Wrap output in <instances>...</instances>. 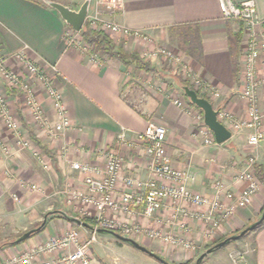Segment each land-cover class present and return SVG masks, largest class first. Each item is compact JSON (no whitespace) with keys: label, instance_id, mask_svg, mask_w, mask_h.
Returning a JSON list of instances; mask_svg holds the SVG:
<instances>
[{"label":"crops","instance_id":"1","mask_svg":"<svg viewBox=\"0 0 264 264\" xmlns=\"http://www.w3.org/2000/svg\"><path fill=\"white\" fill-rule=\"evenodd\" d=\"M84 1L60 2L78 10ZM124 1V12L116 20L130 28L146 30L156 45L160 42L170 46L173 34L176 38L183 31L196 32L200 37L201 53L196 57L187 54L186 63L220 91L215 98L220 108H226L237 116H248L247 101L241 96L244 87L240 65L242 56L235 42L236 34L241 31V22L223 17L220 0ZM234 1L240 3L243 0ZM256 2L258 16L264 19V0ZM68 28L69 25L57 10L39 0H0V49L12 52L27 46L28 57L39 66L57 67L56 82L64 95L67 114L73 121L72 128L64 131L58 139H51L42 129L30 126L40 139L39 147H45L49 152L44 153L49 162L47 170L34 159L31 150L18 146L17 138L0 122V134H3L10 149L9 154H5L0 148V261L26 253L52 237L64 235L70 228L77 227L81 239L90 236L87 230L91 233V229L73 225L65 218L52 217L47 219L44 229L30 235L25 241L16 242L17 237L25 231L37 228L50 211L65 210L73 216L82 215L76 206L68 203L62 192L65 187L83 185V175L72 169L74 161L104 164V160L97 155L98 150L113 148L122 156L128 174L142 178L149 176V156L144 145L118 142L123 127L129 130V140L132 141L137 132L145 130L149 119L163 124L167 128V152L173 166H190L196 178L191 184L193 190L208 197H214L217 180H221L228 189L241 192L246 182L237 180L236 175L244 167L246 159L253 155L264 158V140L251 149L249 131L234 133L223 144L216 142L206 145L204 139L197 135L192 116L174 102L183 95L178 85L169 81L163 69L158 68L154 74L144 73L134 67L127 68L118 59L109 57H104L101 63H93L76 49L67 48L64 36ZM262 30L264 25L257 29L259 34ZM135 43L122 38L118 46H122L126 52H140ZM236 60L239 61L237 71L234 68ZM8 65L11 66L12 62L8 61ZM159 67L164 68L163 65ZM258 73L263 78L264 68H260ZM0 86H5L1 80ZM258 98L259 107L264 111V86L260 88ZM44 108L48 120L53 125L57 123L59 120L55 109L47 96ZM22 111L31 122L32 113L23 107ZM62 145L67 148L64 150ZM21 181L38 184L43 191L33 192ZM123 189L119 186L118 198ZM259 189L253 197L252 206L239 208L236 216L225 222L223 232L218 234L220 236L209 235L202 223L189 218L188 225L196 243L192 251L175 248L144 235L136 240L142 239V244L171 262L193 264L218 240L240 233L263 215L264 184ZM189 209L195 210L196 207L191 204ZM173 214L174 208L169 205L158 213L159 221L154 218L149 221L142 214L122 216L121 219L149 224L166 232L169 230L167 220ZM106 215L113 214L107 211ZM182 217L179 215L177 221L184 219ZM250 236L252 251L247 250L245 260L239 264H264V226L246 237ZM241 240L244 239L237 240L231 249L228 248L229 258L224 264H235L229 252L236 249V244ZM69 251L51 252L39 257V260L52 259ZM221 259L219 256L217 263L220 261L223 264ZM130 263L134 264L132 261Z\"/></svg>","mask_w":264,"mask_h":264},{"label":"built area","instance_id":"2","mask_svg":"<svg viewBox=\"0 0 264 264\" xmlns=\"http://www.w3.org/2000/svg\"><path fill=\"white\" fill-rule=\"evenodd\" d=\"M86 22L90 28L98 29L119 38L133 40L144 48L141 57L144 61L154 62L164 58L172 62L176 70H180L184 76L194 77L197 84L202 86L205 92L218 97L220 91L206 82L202 75L188 63L182 61V57L174 50L158 46L151 48L154 39L149 32L134 29L118 22L116 18L124 12V0H92ZM220 10L223 17L228 20H237L243 24L245 38V49L243 51V89L242 98L246 99L248 107L247 119L235 120L231 114L226 115L229 125L233 131L249 129L248 142L256 147L264 140V111L259 107L258 92L264 86V77L260 78L258 70L264 68V30L259 34L260 25H264V19L259 18L256 0H243L240 3L234 0H220ZM72 28V27H71ZM79 32L72 28L65 33L64 41L67 48H74L80 54L88 57L93 63H101L104 59L96 49L83 42L78 37ZM27 46L17 51H2L0 49V80L7 86L17 89L23 93L26 106L31 110L35 121L40 123L44 134L51 139H58L64 131L72 128L73 121L67 114L64 103V95L56 85L58 69L55 66H39L31 57H28ZM8 61L14 62L18 71L8 65ZM28 74L24 80L22 75ZM32 80L38 82L46 91L55 109L58 122L54 125L48 120L46 109L35 95ZM31 82V83H30ZM174 102L190 114L197 127L198 133L203 135L206 145H213L216 139L213 132L204 123V116L196 111L193 104L182 98H176ZM219 115V116H220ZM0 118L12 135L17 138L18 146L22 149L32 151L34 159L47 170L49 162L45 154L37 147H33L31 140L25 137L22 125L15 118L10 107L9 96L5 88L0 86ZM220 119V117H219ZM167 128L162 124L149 119L145 130L137 132L134 140H129V130L125 127L118 135L121 144L140 143L144 145L146 155L149 156V176L147 178L136 177L128 174L124 169L123 159L113 148H101L98 157L103 163H92L90 161H74L72 169L83 175L82 186L65 187L62 192L67 197L69 204L76 206L83 217L92 218L95 228L86 239H81L78 228H70L64 235L52 237L48 242L32 248L26 253L14 255L10 259L0 261V264H96L91 256L93 243L97 240V229L107 228L120 231L125 236L138 239L142 235L163 244H169L175 248L192 251L196 247L195 239L191 235L192 230L188 225L189 218H195L208 230L209 235L217 236L223 232L225 222L236 216L239 208L251 207L253 197L260 190L261 184L255 174L259 162L256 155L249 156L245 165L236 175L237 180L245 181L246 186L242 191L236 193L226 186L221 180L214 185V197L193 190L191 184L196 180L195 173L189 167L173 166L171 157L167 152ZM0 148L5 154H9L4 139L0 136ZM65 150L66 145H62ZM22 185L29 187L33 192L43 191L38 184L26 183ZM119 186L124 189L117 197ZM17 199L16 196H14ZM194 205L195 210L189 206ZM174 208V214L167 220L169 230L166 232L160 228L151 227L149 224L128 222L122 220V216L135 217L142 214L144 218L159 221L158 213L167 206ZM110 211L113 215L107 216ZM179 215L183 216L177 221ZM177 230L182 232L178 233ZM71 250L60 254L52 259H40L39 257L51 252ZM246 251L236 249L230 254L235 264L245 260Z\"/></svg>","mask_w":264,"mask_h":264},{"label":"rangeland","instance_id":"3","mask_svg":"<svg viewBox=\"0 0 264 264\" xmlns=\"http://www.w3.org/2000/svg\"><path fill=\"white\" fill-rule=\"evenodd\" d=\"M232 21H234V20H232ZM235 21H237V20H235ZM242 25L243 24L241 23V25H240L241 26V31H240L241 32V34H240L241 38H240V41L238 43V48L240 50V57L243 56V51L245 49L244 40H245V38H247V35L244 34V30L242 28ZM85 26L89 27V29H91L89 24L87 22H85L84 26L82 27V30H83V28ZM93 29L97 30V31H100V30L95 29V28H93ZM93 29H91V30H93ZM68 30L71 31L72 28L69 26ZM82 30L79 32L78 37L81 40H83V42H86L84 40L83 36H82ZM101 32H103V31H101ZM103 33H105V32H103ZM105 34H107L114 41V43L117 46H118V44H120V41H121L122 38L118 39V37L116 35H112V34L110 35L108 33H105ZM171 42H172L171 45L169 44L170 46H168L166 44H161L160 42H158L157 45L154 42V43H152L149 46L151 48H153V49L154 48H158V46H162V47L168 48L170 50L172 49V50L176 51L178 54L181 55L182 61L185 63L186 62V57L185 56L188 54V52L183 50V49H181V47L178 45V38L177 37L176 38L175 37L172 38ZM86 43H88L90 45L89 42H86ZM135 44H137V43H135ZM154 44H155V46H152ZM138 47L140 48V52H138V53L141 56L144 47L141 44H138ZM91 48H92V50L96 49L100 54H102L103 57H105V58L108 57V55H105L100 50H98L95 45H91ZM188 55H190V54H188ZM241 59H242V57H241ZM156 61L157 62L159 61V62L157 63V62L147 61V62L151 63V65L155 68L154 71H144V70H140V71H142L144 73L148 72L150 74L151 73L154 74L155 72H158V68L163 69L165 74L169 77V81L172 84L175 83L176 85H178L180 91L182 92L183 98L182 97H179V98H182L185 101H188V102L191 103V101H189L187 96H185L184 90L180 87V80H182L184 82H188L191 88H194L196 91L200 90L203 94L207 95L208 98H209L208 100L213 102L215 108H219V110H220L219 112L224 113V114H231L234 117V119L237 120V121L247 119V116H245V115L244 116H239V115L237 116L233 112L228 111L226 108L225 109L224 108H220L218 102L215 100V98H216L215 96L210 95L208 92H205L203 90L202 86L197 84V82L194 79V77L184 76L183 73L180 70H176L174 68V66H173L171 61L166 60L164 58H159ZM241 61H242V63L240 62V65L242 64V67H241V73H242V71H243V59ZM162 65H163L164 68L159 67V66H162ZM12 66L18 71V69L15 66L14 62H12L11 67ZM22 78L24 80H26L28 78V74L22 75ZM54 82H56V80ZM32 83H33V86H34L35 95H37V98L40 100V102L42 103V106L44 108V99H45L46 96L48 97V95H46V91H45V89L42 87V85L40 83L35 82L33 80H32ZM56 85H58L57 82H56ZM3 88H5L6 91H7V94L9 96V101H10V107H11V109H12L14 115H15L16 120L21 123L22 129L24 130L25 137H27L29 140H31L32 144H35L37 147H39L40 146V139L34 133L35 130H32V128L30 126H32V127L33 126H35V127L37 126L36 128L40 129V130H41V126H40V123L38 121L34 120V118H32V120L30 122V121H28L26 119V117H24L23 111H22V107L25 108V109H28L30 112H31V110L26 106L25 98L23 96V93L18 91L15 88L10 87L9 85L7 86V84ZM41 95H42V97H41ZM12 100H14V101L11 102ZM193 106H194L196 111H199V112H201V114H203V112L201 110H199V108L197 106H195V105H193ZM203 116H204V114H203ZM32 117H33V115H32ZM219 117H220V121L222 123L227 125L230 129L232 128L231 125H229V123H228V119H227L226 115H222L221 114ZM0 122H2L1 118H0ZM193 122H194V119H193ZM2 124H3V127H5L3 122H2ZM194 125H195V123H194ZM195 128H196V131H197V135L201 139H203V135H200L198 133L197 127H195ZM6 130L9 131L8 129H6ZM231 130H233V129H231ZM244 131L245 132L249 131L248 134H250V132H251L249 129H243V130H239V131H233V134L234 133L235 134H239V132H244ZM0 136L3 138V134H0ZM259 145H257L256 147H258ZM42 148L39 147L38 149H40L45 154L49 153V152H47L45 147H42ZM253 148H255V147L251 146V149H253ZM259 162L260 163H264V158H262V159L259 158ZM260 166L264 169L263 165H257V167L255 168V174H256V176H257V178L259 180V183L260 184H264V182L261 180L260 176H258V172H259ZM78 217L81 218L83 216L81 215V216H78ZM87 233H88V235H90L91 234L90 230H87ZM217 236H220V235H217ZM242 239H244V240H241L238 244H236V249H240L242 251L245 250L246 252L249 249L252 251L251 244L249 242V239H251V236L249 238L245 236ZM138 241L141 244L143 240L139 239ZM236 242L237 241H233V242H231L230 245H227V247L225 246V247L220 248L219 250L209 254V256L206 257V259L203 261L202 264H222V263H220V261H219V263H217L218 261L216 259L219 258V256H221V258H222L221 260H222V262L224 264V262L227 261V258H229L228 254H227L228 248L231 249V247ZM91 247H92L91 256H92L93 260H95L96 264H131L130 261L134 262V264H162L158 259L151 257L149 254H147L146 252H144L142 250L140 251L137 248H135V247H133V246H131L129 244L127 245L125 243H122V244L118 243L116 241V238H114L113 236H110V235L98 234L97 235V240L93 243V245ZM236 249H234V250H236ZM234 250H232V251H234ZM250 250H249V252H251ZM232 251L229 252V254H231ZM172 263L173 264H177V263H174V262H172Z\"/></svg>","mask_w":264,"mask_h":264},{"label":"water","instance_id":"4","mask_svg":"<svg viewBox=\"0 0 264 264\" xmlns=\"http://www.w3.org/2000/svg\"><path fill=\"white\" fill-rule=\"evenodd\" d=\"M91 1L92 0H85L83 4L79 7L78 10L73 9L69 5H65L62 2L58 0H43V2L50 6L51 8L58 11L59 15L63 18V20L68 24L70 27L75 29L76 31L80 32L82 30V27L84 26L87 15L89 13L90 7H91ZM185 96L191 101L193 104H195L199 109L201 108L204 114V123L206 126L209 127V129L213 132V135L216 139V142L218 144H223L227 142L232 137V130L222 123L219 119V108H215L213 102L209 101L203 96L198 95V92L191 88L189 85H186L183 87ZM50 213H60L64 215L70 222H72L75 225L85 227L87 229H94L95 226L91 224L90 222L83 221L78 216L70 215L67 211L63 210H56V211H50ZM50 213L46 214L41 225L37 226V228H33L30 230L25 231L24 234L17 237L16 242H22L25 241V239L29 238L30 235L33 233L38 232L40 229H42L47 223L48 216ZM263 215L256 220L253 224L245 227L243 231H241L238 234H233L230 237H227L226 239L218 241L217 244L209 247L206 249L205 252L200 254V256L197 258L193 264H202L203 261L206 259V257L209 256V254L219 250L220 248H223L227 245H230L231 242L237 241L244 237L248 232L254 231L256 229V226L260 225L264 221V211L262 213ZM98 234H105L113 236L114 238H117L121 242L125 244H129L138 250H142L149 254L151 257L158 259L162 264H173L171 261L165 259L164 257H161L158 253L155 251L153 252L150 248H148L144 244H140L136 239L130 236H125L117 231H113L107 228H99L97 229Z\"/></svg>","mask_w":264,"mask_h":264},{"label":"trees","instance_id":"5","mask_svg":"<svg viewBox=\"0 0 264 264\" xmlns=\"http://www.w3.org/2000/svg\"><path fill=\"white\" fill-rule=\"evenodd\" d=\"M39 1H41L44 4V2L42 0H39ZM58 1H62V0H58ZM240 34H241V32L236 34V37H235L236 44H238L240 41V38H241ZM82 36L86 42L90 43V45H95L98 50H100L103 54L108 55L109 58L118 59L127 68L134 67L137 70H144V71H154L155 70V68L151 65V63H149L147 61L145 62L144 59L140 56V54L138 52H135V51L126 52L122 46H120V47L117 46L114 43V41L107 34L101 32V31H97L94 29L91 30V29H89V27L85 26L82 30ZM173 38H174V34H173ZM177 38H178V45L181 47V49L187 51L188 54L196 57L198 54L201 53L200 37H198L196 32L193 33V32L183 31V32H180L178 34ZM238 65H239V61L236 60L235 66H234L236 71H237ZM186 85H189V83L180 80V87L182 89ZM197 92H198V95L203 96L206 99H209L208 96L203 94L200 90ZM193 105H195V104H193ZM199 110L202 111L201 108ZM263 170L264 169L260 166L258 176H260L261 180L264 182V171ZM263 211H264V209H263ZM52 217H61V218L67 219L64 215H62L60 213H50V215L48 216V219H50ZM81 219L85 222H88V223L90 222L91 224L95 225V221H93L92 218L88 219L86 217H81ZM41 223H42V221L39 223V225H41ZM73 225H75V224H73ZM262 226H264V221L260 225L256 226V229L254 231L248 232L246 235H244V237L249 235L252 232H256L257 230L261 229ZM44 228H45V226L42 229H44ZM117 232L121 233L120 231H117ZM36 233H33V234H36ZM244 237H242V238H244ZM226 238L227 237L222 238L220 240H223ZM15 239H16V237H15ZM15 239L12 240L13 243H14ZM220 240H218V241H220ZM116 241L120 244L123 243L120 240H118L117 238H116ZM217 243H215V244H217ZM211 246H213V245H211Z\"/></svg>","mask_w":264,"mask_h":264}]
</instances>
